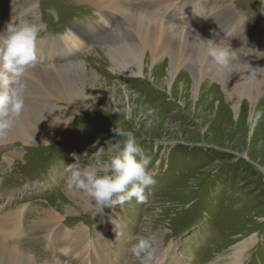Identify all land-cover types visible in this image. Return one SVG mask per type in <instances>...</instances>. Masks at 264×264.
Segmentation results:
<instances>
[{
  "label": "rangeland",
  "instance_id": "rangeland-1",
  "mask_svg": "<svg viewBox=\"0 0 264 264\" xmlns=\"http://www.w3.org/2000/svg\"><path fill=\"white\" fill-rule=\"evenodd\" d=\"M20 1L16 18L32 22L28 9L33 2L39 29L37 60L31 68L81 63L85 67L82 87L98 107L73 108L67 102H60L59 106L66 108L63 117L67 119L41 129V139L37 142L25 144L14 138L5 147L0 145V153L14 148L19 152L9 167L0 163V209L2 213L16 210L20 214L17 224L22 225L23 232L20 236V231L15 242L25 248L32 247L40 257L49 255V251L58 252L59 249L45 248L44 237L32 236L27 230L31 224L25 225L30 216L51 209L63 215L60 222L63 228L73 231L77 224H82L89 239H94L96 231L104 230L113 240L109 254L112 264H140L128 249L136 238L143 237L151 240L154 250L155 234L161 236V247L167 248L162 264H264V115L256 122L250 118L254 114L251 105L245 114L244 111L240 114L234 111L229 99L227 104L222 100L217 103L220 95L224 99L227 96L217 81L220 79L210 75L203 78L205 90L197 98L194 92L181 94L178 87L183 75L176 83L169 79L161 83L163 88L158 86L161 76L150 71L155 65L170 62L166 53L178 48L174 41L170 46L176 47H167L165 54L148 63L145 76L142 75L145 79L118 71H109L104 79L106 72L95 60L97 50H102L107 58L103 50L109 44L134 41L138 46L134 29L125 16L130 7L123 15L112 8L100 7L94 0ZM230 1L237 18L251 33L262 37L260 45L264 44V36L260 34L264 26V0ZM173 4L174 13L178 8L190 16L175 19L174 13L167 14V9L162 7L158 10L162 21L171 25L170 28L176 22L178 25L195 22L200 29L208 25L217 1L173 0ZM1 9L0 31H3L6 25ZM53 12L58 14V20L53 18ZM186 45L192 47L183 44L181 49L185 46L188 52ZM238 48L252 53L249 48ZM256 49L264 53V48ZM187 58L176 75L179 72L188 75L193 70L190 55ZM25 81L26 94L40 89L32 74L25 73ZM185 81L189 82L187 78ZM168 87H172L177 99H172ZM213 94L216 98L208 100ZM24 99L22 113L27 110V115L36 117L46 114L44 107L30 101V94ZM246 99L243 96L239 104L246 105ZM74 104L77 105L75 99ZM218 105L225 113L217 112ZM259 108L257 112H264ZM124 109L130 110L132 119H125ZM150 110L153 115H149ZM40 126H45V122H40ZM114 128L133 131L139 148L151 158L148 170L155 183L145 190L143 203L133 198L123 205L93 213L88 199L89 207H83V195L67 190L65 167L77 157L84 164L93 162L100 148L106 149L121 139L114 135ZM37 241L39 246L34 245ZM245 244L237 256L238 247Z\"/></svg>",
  "mask_w": 264,
  "mask_h": 264
},
{
  "label": "bare ground",
  "instance_id": "bare-ground-1",
  "mask_svg": "<svg viewBox=\"0 0 264 264\" xmlns=\"http://www.w3.org/2000/svg\"><path fill=\"white\" fill-rule=\"evenodd\" d=\"M94 1L99 4L100 7L112 8L123 15L130 7V12H126L125 16L128 18L129 24L133 27L137 40L136 42H138V46L135 45L134 41H129V44H109L106 50H103L104 53L108 55L107 58L103 56L102 50H95V60L98 64H101L103 70L106 72V74H103L104 79L109 71H118L126 76H136L145 79L142 75H144V69L146 70L148 63L150 61H156L160 55L162 56L163 53L165 54L168 50L167 47L173 44L171 42L174 41L178 44V48L169 49L171 51L166 53L171 58L169 59L170 62L165 61L160 66L155 65V67H152L154 70L150 71V73L157 71L158 75L161 76L163 81L161 80L158 86L163 88L162 84L165 82L164 80L169 81V79H174L173 82L176 83L178 79L180 80L179 77L183 75L182 77L184 80L179 82L180 87H178L180 88L181 94L194 92V97L197 98L199 95H202L205 90V86L202 82L203 78L206 75H210L213 78L220 79L217 81L220 83L223 89L222 91H224L227 96L226 99H224L223 96L220 95V97H218L220 99H218L217 103L222 100V103L227 104V99H229L228 101L232 103L234 111L240 114L242 111H244L243 113L245 114L249 105H251L250 107H254V113L260 110V106L264 109V96H262L264 89V53H258L256 49L257 46L259 49L264 48L263 43L260 45L262 37L258 34L255 35L251 33L245 24L237 18V13H235L230 0H216L217 4L213 7V12L207 22L208 25L200 29L195 25V22H191V24L184 22L181 25H178L176 22L172 25L174 28H170L171 25L165 23V21H162V19L158 17V10L162 7L167 9V14L171 13L170 15H172L174 13L175 4H173V0ZM20 2V0H0L1 12L2 16L5 18V25L10 22L15 23L19 20H24L16 18L19 17ZM31 6L32 7L28 9L29 15H31L33 19L31 23L34 22L33 24L37 26L33 2ZM176 10L177 12L173 14L175 19H185V17L190 16L186 11L179 12L178 8H176ZM209 24L212 26L216 25L217 28L211 29ZM94 32L96 31L94 30ZM260 34L264 36V26L262 30H260ZM206 40H213L214 43L220 44L221 46L231 47L233 55L236 57L233 61L231 72L227 70H218L216 66H213L214 63L203 54L201 41ZM183 44H190L192 47L186 45L188 48L187 52L185 46L184 50L181 49ZM170 47H176V45ZM238 47H242V49L249 48L247 50L252 51V53L250 54L249 52L248 54V51L244 53V51ZM46 51H48V49ZM54 53L56 55V52ZM188 55H190L193 70H191L188 75L186 72H179V74L176 75L181 64L188 60ZM52 59L55 60L54 58ZM145 61L147 64H144ZM84 69L85 67L81 63H71L67 65L55 63L52 66L48 65L31 68V70L29 69L26 75L30 73L36 77V86H40V89L29 92L30 101L38 106L44 107L46 114H39L36 117L27 115L28 111L25 110L24 113L26 114H21L13 129L9 132L7 140L0 143V145L5 147L8 144L6 142H10V140L14 138L21 139L25 144H30L33 141L37 142V140L41 139V129H46L48 126L60 123L61 119H67V117H63L66 108H61L58 104L60 102H67L68 107L71 106L73 108H97L98 106L90 101L88 91H85V88L83 89L82 87ZM69 72L70 74L68 77L67 75ZM72 72H75V75H73ZM112 72H110V74H112ZM72 78H75V80H72ZM186 78L189 82L185 81ZM31 82L33 83V81ZM169 89L172 99L173 97L177 99L173 94L172 87ZM29 94L25 92V98L29 96ZM214 94L209 95L208 100H214L216 98H214ZM243 96L247 97L246 100H248V102L246 105L239 104ZM258 96L261 97L256 100ZM74 99L77 105L74 104ZM218 108L219 105L217 106L218 113H225L223 108ZM27 121L29 122L28 124ZM43 121L45 122V126H40V122ZM0 154V163L2 166L9 167L15 157H18L19 152L18 149L14 148L11 151ZM82 199L84 200L81 202L83 207H89L86 200L87 198L82 196ZM68 212H70V210ZM60 214L61 213L55 210L45 209L25 220V225H27L26 223L31 224V228H27V230H29L28 233H31L32 236L38 234L41 235L40 237H44V242L47 245L45 248L48 250L59 249L58 252H52L50 254L49 251V255L40 257L32 250V247L25 248L22 244L15 242L16 237L20 234L22 229V225L17 224L18 216L20 215L18 211L16 212V210H13L8 213H2V209H0V264H112L109 259V254L111 253L113 240H111V238L109 239L107 235L104 234V230L96 231L95 237H93L94 239H89L86 235L87 230L84 229L82 224H77L73 231L63 228L60 223L63 220L61 219L63 215ZM9 228H13L14 231L9 232ZM22 232L23 231H21L20 236H22ZM122 233H124V230H122ZM118 234H120V232ZM160 237L161 236L158 234L153 236L154 250L152 264H162L164 261L163 255L167 248L161 247ZM38 241L34 245L39 246ZM245 246L246 244L238 247L237 256H239ZM161 249L162 252H160ZM173 261L175 260L173 259ZM124 264H130V262H124ZM175 264L177 263L175 262Z\"/></svg>",
  "mask_w": 264,
  "mask_h": 264
},
{
  "label": "clouds",
  "instance_id": "clouds-1",
  "mask_svg": "<svg viewBox=\"0 0 264 264\" xmlns=\"http://www.w3.org/2000/svg\"><path fill=\"white\" fill-rule=\"evenodd\" d=\"M58 20V14L52 13ZM38 27L27 21L10 22L0 31V143L8 138L16 121L25 108V73L37 60L36 43ZM203 54L216 65L218 70L232 71L231 47L221 46L212 40L201 41ZM125 119H132L128 109L122 110ZM154 113L150 110L149 115ZM264 112H256L250 118L256 122ZM115 136L121 138L107 148H100L93 162L81 163L80 157L65 167V184L69 192L85 196L92 204L93 213L106 207L123 205L136 199L146 200L145 190L155 183L148 170L151 158L138 146L133 131L114 128ZM128 251L140 264H152L153 250L150 239L136 238Z\"/></svg>",
  "mask_w": 264,
  "mask_h": 264
}]
</instances>
